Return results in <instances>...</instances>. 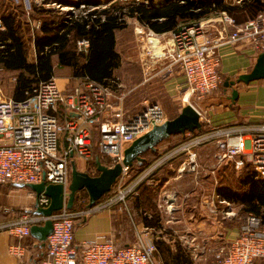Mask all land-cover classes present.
I'll list each match as a JSON object with an SVG mask.
<instances>
[{
	"label": "built area",
	"instance_id": "2783aa9c",
	"mask_svg": "<svg viewBox=\"0 0 264 264\" xmlns=\"http://www.w3.org/2000/svg\"><path fill=\"white\" fill-rule=\"evenodd\" d=\"M20 3V0H13ZM28 19L38 0H23ZM229 5H242L255 0H224ZM257 15L243 23L227 11H220L217 17L204 21L188 22L172 31L170 39L152 30L148 24L136 17L135 32L150 61H165L160 73L170 74L178 68L185 76L188 93L204 98L216 91L224 82L221 74L223 44L249 43L259 53H264V0ZM48 3V2H47ZM70 8L77 15L80 7ZM39 5V4H38ZM41 23L37 24V28ZM6 31L0 18V36ZM80 50L90 46L88 39L78 41ZM5 48L0 37V51ZM61 89L57 79L52 77L41 81L21 100L9 98L0 100V135L10 138L9 143H0V184L40 183L44 177L47 184H62L67 196L71 182V161L74 155L85 162L96 153L123 163L128 148L140 137L166 122L167 114L158 102H151L135 113H128L124 100L128 93L122 90L118 80L101 83L85 77L70 93ZM64 108V121L59 118ZM199 111V110H198ZM201 122L208 117L199 111ZM76 114L78 119L73 118ZM82 122L85 126L78 123ZM91 129L96 133H92ZM73 131V137L66 149L60 148V135ZM215 144L217 166H232L242 173L246 163L250 164L259 177L264 178V124L254 127H210L197 136L169 150L144 171L132 178V166H124L110 195L93 208L75 212L66 206L52 217L32 213L26 209L21 217L9 215L5 228L19 240L31 235L33 225L44 224L53 219V232L48 237L47 253L41 264H157V244L145 230L134 224L136 240L133 244L119 246L112 240H90L80 245L74 243L75 218L116 205L129 209L128 203L137 193L138 187L149 182L150 177L167 162L185 156L177 168L178 174L195 173L201 169L198 150ZM109 165V167H112ZM220 200L222 198H219ZM223 213L227 218L236 216L234 208L226 199ZM50 197L41 194L39 205L48 207ZM9 211V209H6ZM17 254L24 255V246H18ZM216 264H264V227L261 218L253 213L244 217L240 234L230 244L215 252Z\"/></svg>",
	"mask_w": 264,
	"mask_h": 264
},
{
	"label": "crops",
	"instance_id": "0c3cea01",
	"mask_svg": "<svg viewBox=\"0 0 264 264\" xmlns=\"http://www.w3.org/2000/svg\"><path fill=\"white\" fill-rule=\"evenodd\" d=\"M162 3L163 0H157L156 5ZM218 14L219 12L199 21L215 18ZM131 22L134 20L130 19L127 23ZM188 22L185 21L181 24ZM160 34H163L164 39H170L172 31ZM218 51L221 55L220 71L225 81L237 80L241 74L251 72L260 54L251 44L243 42L223 44ZM165 63V61L154 62L149 58L146 59L149 70L151 71L153 67V70L157 69L154 75L162 76L165 95L176 99L180 98L178 95L181 93L184 100L187 96L189 99L199 100L204 106L211 127H254L264 124V79L252 81L249 84L237 82L231 88L218 89L204 98H200L188 93L186 78L178 68H175L170 74L160 73ZM67 69L70 70V73ZM54 77L60 88L65 91L81 80L71 79L70 67H57ZM234 89L238 90L239 98L233 103L230 97ZM59 118L61 121L65 119L62 107L59 111ZM73 118L78 119V116L74 114ZM78 123L85 126L82 122L78 121ZM91 132L96 133L92 129ZM73 134L74 132L70 130L61 133V150L67 148ZM9 142L8 136L0 135V143ZM198 153L201 164V171L198 174L180 175L176 172V175L170 177L152 196L153 207L150 211L152 213L155 211L160 216L158 228L145 225L139 214L141 210L139 211L137 207V196H133L129 200L128 210L121 205H116L91 212L85 216L81 215L84 218L76 225L74 243L80 245L90 240H112L119 246L131 245L136 240L134 228V224H136L156 242L158 247L157 264H184L187 257H191L194 264H212L214 262L213 254L222 246L230 244L240 234L241 222L239 223L234 217H225L223 213L225 204L220 202L224 198L217 192L219 186L228 185V178L231 175L240 173L231 164L232 166H218V170L210 174L211 169L217 167L218 148L215 144L200 147ZM72 161H75L76 164L77 161H82L80 167L77 164L79 170L86 171L88 169L87 162L78 156L74 155ZM148 184L157 188L158 182L152 179ZM29 195L33 198L30 202L31 205L28 203V199L31 198L30 196L27 198V193L16 191L9 193L5 201L8 206L20 205L28 209H35L36 195L34 193L33 196ZM88 202L89 197L87 204ZM1 203L0 226H4L8 218L1 210ZM150 211L149 217H151ZM18 246L25 247L23 256L17 254ZM46 252L47 247L43 248L41 242L33 236L21 241L7 229L0 228V264H34L42 254L45 257ZM41 260L36 264H41Z\"/></svg>",
	"mask_w": 264,
	"mask_h": 264
},
{
	"label": "trees",
	"instance_id": "16d2710c",
	"mask_svg": "<svg viewBox=\"0 0 264 264\" xmlns=\"http://www.w3.org/2000/svg\"><path fill=\"white\" fill-rule=\"evenodd\" d=\"M58 2L62 6L80 7L84 4L87 9H93L78 15L63 12L62 16L53 14L51 10L38 9L44 15V20L40 32L37 31L34 35L36 61L29 62L28 42L25 34L27 28L24 26L26 7L23 2L0 0V18L6 28L0 36L5 45V48L0 51V70L18 73L13 90L15 99L26 98L27 92H30L41 81L54 77L57 67H70L74 79L88 77L101 83H108L110 79H115L116 70L122 65V56L117 49V32L128 26L127 17H136L139 21L148 24L154 31L164 33L175 30L182 22L199 21L220 11L229 12L238 23H243L255 17L261 8L259 0L242 5H229L224 0H163L161 5H156L157 0H115L107 6L103 5L102 0H58ZM18 8L21 10V16L18 14ZM28 33L32 35L29 28ZM81 39L90 41V46L86 51L80 48L78 50V41ZM224 83L225 79L219 90L225 88ZM73 88V85L68 87L65 93H70ZM179 114L170 119L176 118ZM210 127L208 121H203L201 129L170 136L161 142L155 151H148L142 155L144 158L142 162L137 160L134 162L131 171L132 178L169 150L185 142L191 136L207 132ZM176 137H181V139L169 147L161 148L164 143ZM149 154L152 155L150 158ZM97 157L103 164L112 166L115 163L112 158L95 153L87 162V172L92 175L99 174L96 165ZM184 159L185 156L175 158L153 173L150 180L154 179L158 182L157 188L149 185L147 181L138 187L134 196H137V207L139 211L141 210L139 214L146 226L159 227V214L150 211L153 207L151 198L170 177L176 175V170ZM237 181L239 188L222 185L217 188L218 194L228 201L243 206V212L259 216L264 227V178L259 177L252 170L251 165L246 163L243 173L237 176ZM11 185L18 189L15 184ZM109 195L110 193H107L102 199ZM88 197L86 191L78 193L73 211L85 210ZM149 211L151 217H149ZM24 214L25 211L22 210L14 217H21ZM83 218L81 215L75 218V228ZM43 257L44 254L36 261H40ZM212 260L213 264H216L215 254ZM184 264H194V262L191 257H187Z\"/></svg>",
	"mask_w": 264,
	"mask_h": 264
},
{
	"label": "rangeland",
	"instance_id": "374dc122",
	"mask_svg": "<svg viewBox=\"0 0 264 264\" xmlns=\"http://www.w3.org/2000/svg\"><path fill=\"white\" fill-rule=\"evenodd\" d=\"M54 1L55 0H38L39 5L38 4L35 5L34 11L31 13V18H32L31 21H29L28 19L29 16L27 15V9H26L24 26L25 28H27L25 34H26V40L28 42L27 45H28L29 62L36 61L37 54H36V47L34 42V35L37 33V31L40 32L42 21L44 20L43 17L44 15L41 14L38 11V9L51 10L53 11L52 13L57 16H62L61 13L63 12L64 13L70 12V8L59 7L53 3ZM102 1H103V5L107 6L112 1L115 0H102ZM20 2H23L25 7H27L25 1L20 0ZM92 9L93 8L87 9L80 7L78 8V10H76L77 11L76 14L77 15L84 14L85 12H88L89 10ZM18 14H20V16L22 15L20 9ZM38 23H41L39 28L36 27ZM28 28L30 33H32V35L28 33ZM117 41H118L117 49L122 56V65L118 70H116L115 78L121 84L123 91L126 92L130 91L124 101V107L128 113H135L140 109L144 108L147 104L151 102L153 103L158 102L164 107L167 114V119H170L175 115H177L178 113H181L184 110V108L187 107L188 105H193L197 110L205 114L204 106L199 100H195L194 98H191L189 99V101H185L181 93L178 95L180 96V98H176V99L170 98L167 95H165L166 91L164 89V80L162 76L154 75L157 69L153 70L152 67L150 71L146 64V59H148V56L146 55V52L142 47V43L140 42L138 36L136 35L134 22L129 23L125 29L117 32ZM77 47L79 50V46ZM146 68L149 71L148 70L146 71L145 70ZM68 73H70V70H68ZM17 74H18L17 72L0 70V100L14 98L13 90H14ZM71 79L73 80L74 78L71 77ZM205 115L207 116V114ZM201 119L203 120L204 117H201ZM180 139L181 137H176L174 139H171L170 141L164 143L161 146V148L169 147L172 144L178 142ZM151 156H152L151 154L148 155L149 158ZM81 162L82 161H77L79 167L81 165ZM217 170H218V166L215 168L213 167L210 171V174L214 173V171ZM242 173L240 174L234 173L233 174L234 176L230 174L231 177L228 178L229 179L228 185H230L233 188H239L240 186L237 181V176H240ZM12 191L22 192L24 194L27 193L28 194L27 198H29L30 196L29 194H32L33 196V193L31 192L30 189L21 190L20 188L18 189L13 188V185L11 184H0V203L3 202L1 203V210L3 211V213H5L7 217L12 214L15 215L19 211L22 210L26 211V209H28L20 205L8 206L7 202L5 201V198H7V195H9V193H11ZM28 200H29L28 203L30 204L33 198ZM228 202H230L231 206L234 208L236 212V216H234V219H236L239 222H242L247 214L242 211L243 206L237 204L236 202H232V201H228ZM6 209H9V211H6Z\"/></svg>",
	"mask_w": 264,
	"mask_h": 264
},
{
	"label": "water",
	"instance_id": "95a60500",
	"mask_svg": "<svg viewBox=\"0 0 264 264\" xmlns=\"http://www.w3.org/2000/svg\"><path fill=\"white\" fill-rule=\"evenodd\" d=\"M264 79V53H260L253 70L249 73L241 74L237 80H226L225 88L233 87L237 82L249 84L252 81ZM239 98L237 89L232 91L230 99L236 102ZM201 115L193 106L188 105L174 119H168L162 125L155 127L152 131L146 133L137 139L126 150L123 163L118 162L114 166L109 167L102 163L97 157L96 165L98 175H92L87 171L79 170L75 161L71 163V182L67 196L62 184H47L45 177L40 183H15L18 188H28L36 195L35 209L32 213L52 217L66 206L73 209L77 194L86 191L89 196L87 209L93 208L107 193H110L124 170V166H132L137 160L142 162L143 156L148 151H155L156 147L168 139L172 135L184 134L187 131H195L201 129ZM44 194L50 197L51 203L48 207L39 205L40 195ZM53 219L48 218L44 224L33 225L31 227V235L41 242L43 248L47 247L48 237L53 232ZM37 261L34 262L36 264Z\"/></svg>",
	"mask_w": 264,
	"mask_h": 264
},
{
	"label": "bare ground",
	"instance_id": "6f19581e",
	"mask_svg": "<svg viewBox=\"0 0 264 264\" xmlns=\"http://www.w3.org/2000/svg\"><path fill=\"white\" fill-rule=\"evenodd\" d=\"M185 101H189V98H188V96L185 98Z\"/></svg>",
	"mask_w": 264,
	"mask_h": 264
}]
</instances>
